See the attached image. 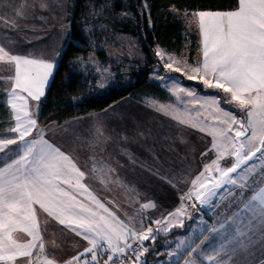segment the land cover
I'll use <instances>...</instances> for the list:
<instances>
[{
    "label": "snow or ice",
    "instance_id": "obj_1",
    "mask_svg": "<svg viewBox=\"0 0 264 264\" xmlns=\"http://www.w3.org/2000/svg\"><path fill=\"white\" fill-rule=\"evenodd\" d=\"M23 7L17 15H22ZM41 7L47 5L42 2ZM93 15H97L95 10ZM192 15L197 18L201 36L199 59L189 63L160 48L154 54L166 71L222 92L225 103L233 104L241 115L221 107L215 95H198L182 86L176 77L153 76L164 82L177 103L153 102L152 106L179 124L211 137L210 147L201 155H214L195 178L185 181L189 187L180 196L179 206L151 221L155 228L146 226L143 217L147 210L157 207L155 202L139 205L137 229L133 217L121 219L109 206L114 202L102 201L86 183L91 176L106 189L110 184L126 187L118 176L113 178L115 168L92 156V166L85 172L70 154L45 138V130L38 124V109L55 62L14 54L0 46V62L14 67V75L4 78L10 126L8 138H0V153H4L0 156V264H17L18 259L25 264H60L46 253L37 206L87 242V247L63 264H147L144 255L150 249L144 242L154 243L158 233L182 227L183 218H191L189 202L193 208L198 204L202 212L205 207L214 211L222 204L225 212L234 206L235 211L231 216L218 213L213 225L204 222L196 239L204 232L210 235L200 244L191 238L177 243L166 253L169 264H181L185 255L188 259H183V264H233L239 255H253L250 249L256 244L264 246V0H237L233 10ZM0 21L15 27L14 21L4 17ZM85 31L91 33L89 28ZM96 71L103 79L111 76L98 63ZM95 127V146H99L106 142L99 139L103 125L97 122ZM10 145L17 148L6 151ZM124 154L136 163L126 149ZM229 159L230 166L222 163ZM167 182L176 187L171 180ZM17 233L26 234L28 239L21 241ZM206 242L208 246L202 247Z\"/></svg>",
    "mask_w": 264,
    "mask_h": 264
},
{
    "label": "crops",
    "instance_id": "obj_2",
    "mask_svg": "<svg viewBox=\"0 0 264 264\" xmlns=\"http://www.w3.org/2000/svg\"><path fill=\"white\" fill-rule=\"evenodd\" d=\"M22 5L24 6L22 15H17V11L21 10ZM30 6V3L26 0H23V3L19 6L11 5L8 0H0V17H4L10 22H15V27H12L0 21V46L5 47L6 50L14 54L48 60L47 54H44V49L41 48V39L38 38L41 23L45 20V16L41 14L38 6L35 7L37 12L35 13L33 10L30 14ZM65 44L63 43L59 47L60 49L57 53L60 55L57 56L56 53L51 59L52 61H58L66 46ZM10 75H14V67L0 62V138H8L7 128L10 126V114L6 106L7 98L4 91L8 86L4 78ZM52 78L53 76L49 78L45 94ZM152 96H155V94L144 95L140 99L126 96L113 102L108 107L98 110L99 112L102 111L101 113L109 111L111 117L90 116L89 112L85 115L68 119L63 123L52 122L41 125L38 122L39 127L45 130V138L65 153L70 154L83 171L89 172L92 166V160L90 159L92 156H95L97 162H102L116 169L113 178L118 176L119 181L126 187L110 184L106 189L91 176L86 183L102 201L111 200L114 202L113 205L109 206L116 211L121 219L128 218L124 206H136L138 209L141 203L148 201L155 202L157 206H173L177 202L179 204L180 192L183 194L189 187V183L183 185V181L188 179L187 181L190 182L191 179L195 178L206 162L201 159L200 152H193L196 157L192 161L190 160L193 155L191 152L185 155L187 153L185 148L183 151L179 150L180 141L186 142L189 136L179 134L177 131H173V134L162 135L168 129L153 127L157 123L163 124L165 121L159 120L157 122L153 118L155 112L149 106H144L143 101L145 100L143 98ZM30 103L34 104L35 102L30 101ZM40 104L41 101L38 115ZM116 105H118L116 110H111ZM146 111L154 115L146 117L141 115L146 113ZM97 122L103 125V135L99 139L101 141L106 140L105 143L99 146H95V126ZM159 135H162L161 140L158 139ZM125 136L127 140L124 139ZM16 148L17 145H10L6 151L15 150ZM125 149L131 154L136 163H133L128 158V155L124 154ZM3 155L4 153H0V156ZM169 180L175 183L176 187L168 183L167 181ZM196 209L200 211L198 207ZM170 210L164 209L159 214L155 213L152 216L144 213V224L146 226L151 224L155 228L156 225L152 224L151 221L161 218ZM222 210H225L222 206L214 211L207 208L205 211H201V218L198 217V220L201 222L208 221L207 225H213L216 223L218 213H225L227 216H231L232 211H235V206L232 211L222 212ZM37 212L41 233L46 245V253L49 257L63 264V261L87 247L86 241L52 220L38 206ZM137 217L134 222L137 229H139L141 216L138 215ZM188 221L189 219L185 217L183 218L182 227H173L167 234L158 233L154 243L147 241L150 249L149 252L145 253L147 264H166L168 258L166 253L174 249L181 240L190 237ZM16 235L21 241L28 239L24 233H17ZM209 235L208 232H204L198 239H196L197 235H195L193 238L195 244H200V241ZM53 241L55 242L54 244ZM207 246L208 242L202 245L205 248ZM250 252L254 254L247 257L239 255L234 259L233 264H260V261L264 260V246L261 244H256L254 248L250 249ZM183 259H188L187 255ZM183 259L181 264H183ZM173 260H175V257ZM17 262L25 263L23 259H18Z\"/></svg>",
    "mask_w": 264,
    "mask_h": 264
},
{
    "label": "trees",
    "instance_id": "obj_3",
    "mask_svg": "<svg viewBox=\"0 0 264 264\" xmlns=\"http://www.w3.org/2000/svg\"><path fill=\"white\" fill-rule=\"evenodd\" d=\"M173 6L179 10H229L237 6V0H75L70 9V39L41 100L38 122L41 125L63 123L102 110L126 96L136 99L151 94L163 96L164 90L149 79L156 63L154 48L158 44L179 50L186 41L183 23L171 11ZM94 10L97 15H93ZM125 12L126 17L122 15ZM126 36L140 40L138 47L145 59L131 60L141 65L132 66L126 72L125 81L121 73L123 64L117 63V57L111 59L109 51L117 48L120 39ZM110 59L116 72L115 84L100 88L97 63L107 68Z\"/></svg>",
    "mask_w": 264,
    "mask_h": 264
},
{
    "label": "rangeland",
    "instance_id": "obj_4",
    "mask_svg": "<svg viewBox=\"0 0 264 264\" xmlns=\"http://www.w3.org/2000/svg\"><path fill=\"white\" fill-rule=\"evenodd\" d=\"M11 5L19 6L23 3V0H8ZM30 3V9L29 13L34 10L36 13L35 7L38 6L40 8V12L42 15L45 16V20L42 21L41 23V30L40 34L38 35V38L41 39V48L44 49L43 53L47 54L48 60L53 59L57 51L60 49L59 47L64 43L67 44V42L70 39L69 33L71 29V14H70V9L73 7L75 0H26ZM45 3L47 5L46 8L41 7V3ZM171 11H173L177 17L182 21L183 26H184V35L186 38V41L184 42L183 46L181 49H169L166 48L162 45H156L154 48V52L157 50V48H160L162 50H165L167 53L172 54L176 56L178 59H187L189 63H193L196 60L199 59L200 56V41H201V36L199 34V29H198V21L195 16L192 14L198 11H219V10H211V9H195V10H188V9H176L175 6L171 8ZM141 44L140 40L137 38H132V37H123L120 39V43L118 44L117 48L112 47L110 48V57L113 59L114 57H117V63L118 64H123L121 73H122V78L125 79L124 77L126 76V72L132 67V66H140L136 65L135 63H132L133 58H138L141 60L145 59L144 54L142 53L141 50H139L138 44ZM65 44V45H66ZM127 56V60H126ZM156 57V63L154 64V67L152 69V72L150 74L149 79L156 82L163 90H164V95L159 96L155 95L152 97H146L143 98L144 106H149L154 112L155 115L146 111V113H140L141 115L146 116H153L154 119L159 122L165 121L163 124L157 123L154 125V128H164L168 129L166 132H164L162 135H169L173 134V131H177L179 134H185L188 137V140L185 141H180V149L179 150H185L187 151V154L191 152L193 155L191 156L190 160H194L195 153L193 152H200V156L203 152L206 151L210 147L211 144V137L207 136L204 133L199 132L198 130L192 129L190 127L184 126L179 124L176 120L171 118V115H165L160 111H157L153 105V102L159 103V104H176L177 101L174 96L168 91L167 87L163 86V83L159 79L153 78L154 75H161V76H172L176 77L178 81L181 83L182 86L194 89L198 95H206V94H211L215 95L220 98L221 102V107L225 108L226 110H231L234 114L237 116H240L241 113L237 108L234 107L233 104H228L225 103L224 101V94L222 92L213 90V89H205L202 84H200L198 81H189L187 80L183 75L180 73H175V72H168L163 68V64L160 61L159 57ZM92 58V57H91ZM108 60L107 62V69L108 72L111 74L110 78L108 79H103L101 74L99 73L100 79L98 82V85L100 83H104L105 87L112 86L115 84L116 77L114 73V69L112 66L114 65L113 60ZM126 60V64L124 61ZM59 61V59H58ZM58 61L55 60V64H58ZM56 64V66H57ZM56 69V68H55ZM107 75V73L105 74ZM114 75V77H113ZM126 81V79H125ZM124 82V81H123ZM161 95V94H160ZM129 102V101H127ZM127 104V103H125ZM118 105L114 106L113 109L111 110H116ZM234 109V111L232 110ZM102 111H97V112H90L89 115H94L98 117H111L109 111H105L104 113H101ZM109 113V115H108ZM112 113V112H111ZM98 114V115H97ZM138 116H141L137 114ZM162 135H159L158 139H162ZM185 148V149H184ZM168 150V149H167ZM214 158V155L212 153H209L207 156H202L201 159L205 160L207 162H210L211 159ZM187 161V160H186ZM222 163H226L228 166L231 164V160L224 161ZM203 169V167H202ZM202 171V170H201ZM191 173V171H190ZM188 179H185L183 181V185L186 183ZM182 193L180 192V196ZM179 196V198H180ZM180 204V202H179ZM178 202L174 204L173 206H157L155 209H149L145 213L148 216H152L155 213L159 214L162 212L164 209H175L177 206H179ZM223 208H225L224 204L221 205ZM126 208V215L127 217H133L134 220H136L138 215H136L137 208L136 206H124ZM138 207V206H137ZM197 208V207H196ZM192 208L191 203L189 202L188 206V211L191 213V218H188V228L190 229V237L191 239L194 238L195 235H197L202 227L205 226L204 222L208 224V221H199L198 217H200V214H202L201 211H198L197 209ZM194 209V210H193ZM136 210V211H135ZM170 210L169 212L173 211ZM225 210H222V212ZM165 213L164 216H167L169 213ZM197 212V213H196ZM197 215V216H196ZM156 227V226H155ZM185 229V228H184ZM145 246L149 248L148 242L145 241ZM170 251V250H169ZM144 259L147 260L146 256L144 255ZM173 258H171L172 261ZM170 258L168 257L166 260V264H169ZM17 264H25L22 262H17Z\"/></svg>",
    "mask_w": 264,
    "mask_h": 264
},
{
    "label": "water",
    "instance_id": "obj_5",
    "mask_svg": "<svg viewBox=\"0 0 264 264\" xmlns=\"http://www.w3.org/2000/svg\"><path fill=\"white\" fill-rule=\"evenodd\" d=\"M197 207H198V209L201 211V209H200V207H199L198 204H197ZM207 208H208V207H205V208L203 209V211H205Z\"/></svg>",
    "mask_w": 264,
    "mask_h": 264
},
{
    "label": "built area",
    "instance_id": "obj_6",
    "mask_svg": "<svg viewBox=\"0 0 264 264\" xmlns=\"http://www.w3.org/2000/svg\"><path fill=\"white\" fill-rule=\"evenodd\" d=\"M106 258V257H105Z\"/></svg>",
    "mask_w": 264,
    "mask_h": 264
}]
</instances>
